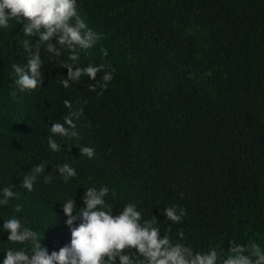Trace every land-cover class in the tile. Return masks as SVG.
<instances>
[{"label": "trees", "instance_id": "obj_1", "mask_svg": "<svg viewBox=\"0 0 264 264\" xmlns=\"http://www.w3.org/2000/svg\"><path fill=\"white\" fill-rule=\"evenodd\" d=\"M78 11L101 37L79 64L115 70L102 94L103 72L65 89L67 69L41 50V87L10 96L26 38L15 20L0 30V187L17 192L0 220L21 218L51 254L71 239L62 200L82 207L85 189L106 185L114 215L134 203L196 251L215 247L222 260L229 241L264 248V0H78ZM65 99L80 112L78 135L56 137L52 152L50 121L63 123ZM82 146L93 158L80 156ZM40 163L44 175L63 163L78 175L20 188ZM172 205L186 209L179 224L161 214ZM7 247L0 233V260Z\"/></svg>", "mask_w": 264, "mask_h": 264}, {"label": "clouds", "instance_id": "obj_2", "mask_svg": "<svg viewBox=\"0 0 264 264\" xmlns=\"http://www.w3.org/2000/svg\"><path fill=\"white\" fill-rule=\"evenodd\" d=\"M20 25L23 41V63H13L15 88L9 95L15 97L17 91L30 92L41 87L44 77L41 50L47 53L48 61H55L60 68L67 69V76L59 83L65 89L78 83L86 76L98 81L101 93L114 79L111 66L87 64L81 66L80 53L93 48L100 35L88 26L78 11V0H0V30L7 29L10 21ZM35 38V44L32 39ZM66 54V58H65ZM107 56V49L103 50ZM96 90V85H89ZM64 106L69 110L63 116V123L51 122L48 148L59 152L61 144L56 137H76L74 118L80 112L73 111L72 102L65 99ZM80 156L93 158V147H79ZM46 163L30 168L23 175L20 188L31 192L38 178L43 175L46 184L55 177L69 182L78 173L69 163L55 165L51 173L46 172ZM58 173V175H57ZM15 187L10 184L0 187V208L8 206L17 198ZM110 188L106 185L90 186L81 197L83 206L77 208L75 197L63 201L62 212L67 217L65 224L70 229V243L59 251L49 254L42 245L41 232L29 227L16 215L0 220V233H7V247L0 264H264V248L255 242L239 243L229 241L228 254L219 259L217 248L196 251L185 242L184 232L177 230L176 238L171 235V224L162 231L157 219H142V213L134 203H126L118 214L106 201ZM115 196V192H111ZM20 206L15 208L19 212ZM161 214L172 224H179L187 215L186 209L177 205L164 207ZM56 216V215H55Z\"/></svg>", "mask_w": 264, "mask_h": 264}]
</instances>
